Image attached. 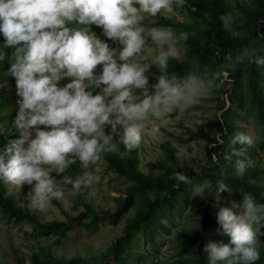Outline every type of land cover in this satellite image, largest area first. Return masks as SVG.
<instances>
[{"label": "clouds", "instance_id": "9594fccd", "mask_svg": "<svg viewBox=\"0 0 264 264\" xmlns=\"http://www.w3.org/2000/svg\"><path fill=\"white\" fill-rule=\"evenodd\" d=\"M184 3L0 0V59L6 61L3 86L8 90L4 103L0 98V108L17 114L11 123L19 132L18 137L6 125L0 180L18 188L31 186L32 207L43 210L53 199L64 197L65 185H71L70 194L76 196L82 188L99 181L92 175L75 179L65 175L77 161L86 169L107 154L125 158L141 146L146 121L163 119L210 95L218 87L219 77H204L194 70L181 79L169 72V60L181 59L178 45L189 33L181 31L177 36L170 27L144 23L146 15L170 16ZM220 19L229 30L235 22L232 14ZM91 25L101 27L103 35L121 47L110 48L90 30ZM149 41L160 48L151 60L145 55ZM238 62L264 65V56L250 44L241 50ZM97 66H101L98 74ZM153 67L159 75L149 91L147 73ZM234 69L235 64L225 65L221 69L224 79ZM92 88L100 91L93 94ZM218 143L223 144V140L218 138ZM230 143L232 155L240 158L235 168L242 177L253 166L246 153L256 143L255 133L251 129L237 133ZM120 144L124 151H120ZM237 144L241 147L236 148ZM212 161L218 163L215 153ZM170 179L191 183L182 172H174ZM224 191L231 193L223 181L213 184L205 180L194 187L193 196L215 192L218 199ZM217 221L222 234L230 239L229 243L212 241L204 246L208 264H255L260 258L264 203H258L251 193L243 194L240 203L232 201L231 207L219 209Z\"/></svg>", "mask_w": 264, "mask_h": 264}, {"label": "trees", "instance_id": "16d2710c", "mask_svg": "<svg viewBox=\"0 0 264 264\" xmlns=\"http://www.w3.org/2000/svg\"><path fill=\"white\" fill-rule=\"evenodd\" d=\"M177 12L189 16L191 23L162 18L161 24L163 27L172 28L177 35L181 31L189 33L188 39L184 41L187 58L169 60V72L176 73L181 79L194 70L204 77H212L215 73H219L218 77L221 78V69L227 64H235V69L230 70L227 77L230 86L226 87L225 81L223 89L220 90L223 94L218 99L220 114L215 116L214 121L207 124L206 129L198 126L196 131L188 130V139L197 137L205 141V158L193 160L192 164L186 162L181 164L174 151L165 144L162 145L165 158L157 161L158 172L144 173L139 169L136 150L125 158L115 153L107 154L101 159L105 161L107 170L113 172L116 179L124 178L126 182H129L124 191L125 197L115 198L118 208L115 211L95 209L82 199L80 192L72 196L73 209H77L79 205L84 208L76 215L67 214L64 221L41 222L26 205L17 204L11 195L6 194L5 182L0 180L1 217L9 223L31 224L33 232L29 236L33 238L51 236L62 238L78 227L90 230L106 222L116 225L122 219L123 211L134 207V214L125 220L121 235L97 257L57 258L49 247H41L40 251L28 256L29 263L26 262L25 256H18L17 264H109L107 262L109 257L113 258L114 264H145L143 255L134 248L136 239L140 237L145 244L153 243L159 228L164 227L161 220L169 217L180 206H186L189 203L195 207L194 224L178 233L174 258L165 264H208L204 246L208 243L210 231L217 227L219 206L227 207L228 205L222 199H217L215 192L206 197H194V187L205 180H210L213 184L223 181L231 193L226 191L220 193L229 194L233 201L240 203L243 194L251 193L258 203H264V185L252 182L259 181L260 172L253 164L242 177L238 176L235 164L240 158L232 155L233 146L230 143L237 133L242 132L239 120L249 119L252 124L262 128V139L258 143V148L264 152V65L238 62L241 50L250 44L257 47L260 56H264V0H248L246 4L238 3L236 10L233 9L229 0H185L182 8L175 9L174 13ZM227 14H232L235 18L232 26H236L235 28L239 29L242 35H233L231 30L223 27L220 18ZM90 30L107 42L110 48L121 47L118 43L107 39L101 32V27L91 25ZM193 32L195 35H191ZM5 69L6 61L0 59L2 103L8 91L3 86L6 82L4 77L7 76ZM99 71L97 68V74ZM158 75L155 67L147 73L150 88L156 83ZM92 90L95 93L98 89L92 88ZM177 111H173L171 116H175ZM106 131L110 129L106 128ZM4 135V131H0V152H3L7 146ZM218 138L223 140V144L218 143ZM178 142H182L181 138ZM214 144L216 147H211ZM235 147L240 148L241 145L237 144ZM119 149L124 151L122 144L119 145ZM213 153L217 156L218 163L212 161ZM246 155L252 159L256 156V152L250 147L247 148ZM80 168V162L77 161L66 175H71L75 179ZM174 172L184 173L190 178L191 183H179L170 179ZM178 183L179 187L176 186ZM70 189L71 185L65 186V190L70 192ZM137 195L141 198L137 199ZM52 201L57 204L55 199ZM259 240L260 258L255 264H264V244L261 242L260 235ZM56 242L59 243L60 240L57 239ZM133 255L135 260H132Z\"/></svg>", "mask_w": 264, "mask_h": 264}, {"label": "rangeland", "instance_id": "374dc122", "mask_svg": "<svg viewBox=\"0 0 264 264\" xmlns=\"http://www.w3.org/2000/svg\"><path fill=\"white\" fill-rule=\"evenodd\" d=\"M247 2L248 0H229L234 10H236L238 3L246 4ZM235 13H237V11H235ZM162 18L184 23L190 20L189 16L186 14L177 12L170 16L158 14L155 18L146 15L144 23L150 27H163L161 24ZM235 27L236 26H232L230 29L232 34L242 35L241 31ZM178 46L182 51L180 60L187 58L184 41H180ZM159 51L160 48L149 41L145 55L151 60ZM100 67L101 66H97L99 70ZM214 76L218 77L219 73H215ZM225 81L227 82L226 87H229L230 83L228 82V78L224 79L222 73V77L217 80L218 87L215 88L210 95L197 99L195 103L187 108L178 109L175 116H171V112L163 119H149L145 122L143 140L139 149H136V155L139 158V169L142 172H158L159 165L157 161L165 158V150L162 147V145L165 144L169 145L174 151L181 164L183 162L192 164L193 160L205 158V141L197 137L188 139V130L196 131L198 126H202L206 129L207 124L214 121L215 116L220 114L218 99L223 96L220 90L223 89V83ZM91 91L93 92L92 89ZM99 91L100 89L95 93L93 92V94ZM149 91H152L150 87ZM227 106H229V103H227ZM16 115H12L9 108H0V131H7L6 125H9L19 137V132L15 124L11 123V120H15ZM239 125L243 133H248L250 129L255 133L256 143L251 148L256 152V156L252 158L251 161L260 174L258 175L259 181L252 182L264 185V152L260 151L258 148V143L262 139V128L258 125H254L253 127L249 119L239 120ZM154 127L158 128V131L153 132L152 129ZM179 138H181V143L178 142ZM12 140L14 139L7 141L8 144ZM83 175L99 177V181H93L90 186L82 188V199L91 204L95 209L115 211L118 208L115 198L118 196L125 197L124 191L129 185V182H126L124 178L116 179L114 173L107 170L104 160H100L86 169L81 167L78 176ZM5 186L6 194L11 195L17 204L22 206L26 205L31 212L37 215L41 222L53 220L64 221L66 220L67 214L76 215L84 208L82 205H79L77 209H73V197L69 191L65 190L63 198L55 199L58 205L51 201L47 204L45 209L37 210L34 209L31 204V186L24 185L22 188H18L7 183H5ZM218 195V199L225 201L228 205L227 207L232 206L233 199L229 194L219 193ZM136 198L140 199L141 196L137 195ZM219 207L221 208L222 206L220 205ZM133 214L134 207L127 208L126 211H123L122 219L116 225L106 222L90 230L78 227L62 238H58L57 236L33 238L29 236V234L33 232L31 224L27 222L9 223L1 217L0 214V263L17 264L16 259L18 256H25L26 262L29 263L28 256L33 252L40 251L41 247H49L52 254L57 258L62 257L64 259H69L79 256L90 259L92 257H97L121 235L125 220L131 218ZM193 214L195 215V207L190 203L186 206H180L175 212L171 213L169 217L161 220L164 227L159 228L153 243L149 242L145 244L141 241L140 237L136 239L137 241L134 248L143 255L145 264H152L153 262L165 264L174 258L177 235L193 226ZM216 224L217 227L209 233L208 243L212 241L229 243L230 238L222 234L218 221ZM260 232L261 242L264 244V225L261 226ZM57 239L60 240L59 243L56 242ZM132 260H135L134 255L132 256ZM107 262L109 264H114L112 257H109Z\"/></svg>", "mask_w": 264, "mask_h": 264}]
</instances>
